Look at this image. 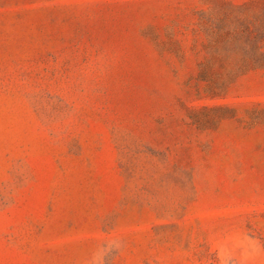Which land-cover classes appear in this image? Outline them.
I'll return each mask as SVG.
<instances>
[{
    "label": "rangeland",
    "instance_id": "rangeland-1",
    "mask_svg": "<svg viewBox=\"0 0 264 264\" xmlns=\"http://www.w3.org/2000/svg\"><path fill=\"white\" fill-rule=\"evenodd\" d=\"M0 264H264V0H0Z\"/></svg>",
    "mask_w": 264,
    "mask_h": 264
}]
</instances>
